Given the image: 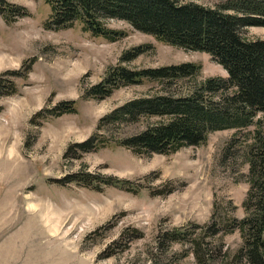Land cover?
<instances>
[{
    "label": "rangeland",
    "instance_id": "rangeland-1",
    "mask_svg": "<svg viewBox=\"0 0 264 264\" xmlns=\"http://www.w3.org/2000/svg\"><path fill=\"white\" fill-rule=\"evenodd\" d=\"M9 1L27 6L31 14L12 24L0 15V73L20 68L28 58L36 62L27 79H17L18 91L0 98V133L5 134L0 140V264H199L191 242L159 246L164 232L183 225L193 229L192 237L204 239L214 264H248L237 254L243 241L238 228L205 231L215 216H245V152L257 129L264 130V113L246 128L213 131L207 142L170 154H138L113 140L79 158L65 155L72 143L93 133L120 138L146 127L141 120L98 130L101 117L158 88L156 82L121 86L103 99L83 96L126 49L151 45L123 62L131 68L193 61L202 65L199 80L227 76V70L206 51L159 41L125 20L108 21L127 32L108 41L81 25L46 28L50 6L45 0ZM193 1L214 6L223 0ZM241 32L248 39L264 38V26ZM70 99L77 101V112L32 123L39 110ZM79 172L142 186L129 191L103 184L98 190L72 181Z\"/></svg>",
    "mask_w": 264,
    "mask_h": 264
},
{
    "label": "trees",
    "instance_id": "trees-1",
    "mask_svg": "<svg viewBox=\"0 0 264 264\" xmlns=\"http://www.w3.org/2000/svg\"><path fill=\"white\" fill-rule=\"evenodd\" d=\"M45 1L50 6L46 28L81 25L92 36L117 41L127 36V32L109 26L108 21L121 19L159 41L206 51L228 72L227 76L199 80L202 65L193 61L131 68L123 62L147 52L151 45L126 49L119 63L110 66L105 76L88 87L83 96L103 99L121 86L156 82L158 88L153 87L116 107L101 117L98 124L99 130L108 124L146 120V127L120 138L105 132L93 133L84 141L72 143L66 156L79 158L113 140L138 154H170L185 146L207 142L213 131L246 128L264 113V38L248 39L241 32L247 26H264V0H223L214 6L193 0ZM29 10L25 5L0 0V15L9 24L30 15ZM35 62V57L28 58L20 68L0 73V98L18 91L17 79H27ZM76 102L62 100L52 108H43L32 117V123L37 118L77 112ZM245 156L249 165V188L243 201L245 216L241 219L229 213L215 216L205 233L218 234L238 228L243 240L238 256L246 258L248 264H264V130L257 129ZM71 180L98 190L103 184L129 191H138L142 186L118 176L91 172L76 173ZM192 230L188 225L174 227L162 234L159 246L191 242L199 264H214L204 239L192 237ZM218 248L220 256L223 247L220 244Z\"/></svg>",
    "mask_w": 264,
    "mask_h": 264
},
{
    "label": "bare ground",
    "instance_id": "bare-ground-1",
    "mask_svg": "<svg viewBox=\"0 0 264 264\" xmlns=\"http://www.w3.org/2000/svg\"><path fill=\"white\" fill-rule=\"evenodd\" d=\"M5 136V134H2L1 135V133H0V140H2L3 139V137ZM4 140V139H3ZM5 142V141H4ZM1 160H2V158H1ZM13 160H14V158H11L9 161L10 162H13ZM7 161V160H6ZM10 174H9V171H8V169H5V176H9Z\"/></svg>",
    "mask_w": 264,
    "mask_h": 264
}]
</instances>
